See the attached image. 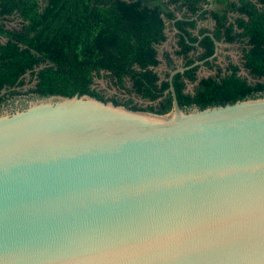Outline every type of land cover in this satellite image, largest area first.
<instances>
[{"label":"water","instance_id":"obj_1","mask_svg":"<svg viewBox=\"0 0 264 264\" xmlns=\"http://www.w3.org/2000/svg\"><path fill=\"white\" fill-rule=\"evenodd\" d=\"M186 69L164 115L86 94L0 115V264H264V96L185 111Z\"/></svg>","mask_w":264,"mask_h":264},{"label":"trees","instance_id":"obj_2","mask_svg":"<svg viewBox=\"0 0 264 264\" xmlns=\"http://www.w3.org/2000/svg\"><path fill=\"white\" fill-rule=\"evenodd\" d=\"M212 2L204 9L209 0H0V105L15 96L86 94L164 115L172 109L168 78L178 67H187L172 78L185 111L263 97L264 0ZM16 20L19 27H6ZM168 32L174 43L160 54ZM207 33L220 45H240V64L229 56L224 66L218 55L208 60L215 46ZM201 66L214 74L198 77ZM103 78L127 98L95 89V80Z\"/></svg>","mask_w":264,"mask_h":264},{"label":"rangeland","instance_id":"obj_3","mask_svg":"<svg viewBox=\"0 0 264 264\" xmlns=\"http://www.w3.org/2000/svg\"><path fill=\"white\" fill-rule=\"evenodd\" d=\"M17 21V20H16ZM16 21H14L12 24H16ZM168 40L158 48L159 53L163 50H169L171 51V46L172 42L174 41L172 38V33L168 32ZM2 41H4L2 39ZM174 43V42H173ZM227 50V51H226ZM225 56H229L230 60L235 63V64H240L241 58H242V53L240 49V45H226V44H221L220 45V50L218 53V63L221 64L222 66L225 65ZM180 63V61L178 60ZM162 69V66L158 69L159 71ZM198 77H206L209 75L214 74V71H210L206 69L205 67L201 66L197 72ZM242 76H247L249 81H254L251 77L247 75V73L242 69L241 73ZM31 85H26L23 88H21V91L27 90ZM192 86L191 84L188 85L187 90L192 91ZM95 89L102 91L104 95L107 97L110 96H117L118 98H127V94H125L123 91L118 90L108 79L103 78V79H96L95 80V85L93 86ZM134 102L137 104H142V105H147L148 102L142 101L139 98L132 97ZM39 100L36 97H31V96H15L13 99L8 100L5 104L0 105V115L5 114V113H13L17 110H21L29 106L30 103Z\"/></svg>","mask_w":264,"mask_h":264},{"label":"flooded vegetation","instance_id":"obj_4","mask_svg":"<svg viewBox=\"0 0 264 264\" xmlns=\"http://www.w3.org/2000/svg\"><path fill=\"white\" fill-rule=\"evenodd\" d=\"M19 22H20V20H17L16 24H12L13 22H7L5 24H6L7 28L12 29V28L19 27L20 26Z\"/></svg>","mask_w":264,"mask_h":264},{"label":"crops","instance_id":"obj_5","mask_svg":"<svg viewBox=\"0 0 264 264\" xmlns=\"http://www.w3.org/2000/svg\"><path fill=\"white\" fill-rule=\"evenodd\" d=\"M174 42V41H173ZM173 42H172V44H173Z\"/></svg>","mask_w":264,"mask_h":264}]
</instances>
